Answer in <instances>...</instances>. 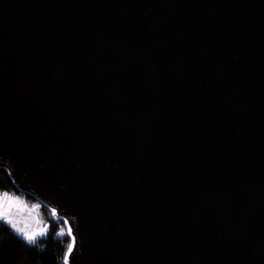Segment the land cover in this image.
I'll return each instance as SVG.
<instances>
[{
	"label": "water",
	"instance_id": "1",
	"mask_svg": "<svg viewBox=\"0 0 264 264\" xmlns=\"http://www.w3.org/2000/svg\"><path fill=\"white\" fill-rule=\"evenodd\" d=\"M0 167L69 264H264V0H0Z\"/></svg>",
	"mask_w": 264,
	"mask_h": 264
},
{
	"label": "trees",
	"instance_id": "2",
	"mask_svg": "<svg viewBox=\"0 0 264 264\" xmlns=\"http://www.w3.org/2000/svg\"><path fill=\"white\" fill-rule=\"evenodd\" d=\"M0 191L23 195L39 205L40 216L47 224V233L29 243L5 221L0 220V264H64L63 257L71 237L63 219H54L52 210L29 194L20 192L7 171L0 167ZM59 225L64 235H57Z\"/></svg>",
	"mask_w": 264,
	"mask_h": 264
},
{
	"label": "rangeland",
	"instance_id": "3",
	"mask_svg": "<svg viewBox=\"0 0 264 264\" xmlns=\"http://www.w3.org/2000/svg\"><path fill=\"white\" fill-rule=\"evenodd\" d=\"M0 193H8L10 196L18 198L17 202L13 203L11 206L5 205L7 215L11 221V223H7L9 226L12 227V223H15L17 228H24L28 232H38L41 228H44L45 233H47V224L40 216L39 207H33V205H37L36 202H33L23 195H16L4 191H0ZM62 229L64 231L65 227H62ZM14 230L16 231V229ZM16 232L19 233L18 231ZM19 234L23 236L21 233ZM40 236L43 235H37L36 238Z\"/></svg>",
	"mask_w": 264,
	"mask_h": 264
},
{
	"label": "snow or ice",
	"instance_id": "4",
	"mask_svg": "<svg viewBox=\"0 0 264 264\" xmlns=\"http://www.w3.org/2000/svg\"><path fill=\"white\" fill-rule=\"evenodd\" d=\"M17 200H18V198L12 197L8 193H0V220L5 221L6 223H11V221L7 215V210H6L5 205L7 204L8 206H11L13 203H16ZM17 206H19V205H17ZM33 207H39V205H33ZM52 215L53 216L57 215V211L54 208L52 209ZM63 223L65 225H68L69 221L64 220ZM12 227L14 229H16V231L21 233L23 235V238L25 240H27L29 243H34L37 235H45L46 234L44 228H41L38 232L37 231L28 232L24 228H17L15 223H12ZM64 234L65 233H64L63 229L61 230L60 233H58V235H64ZM67 235L72 236V241L69 243L67 250L64 254V257H63L64 264H69V256L73 252L74 246H75V237L73 236L72 229L70 227L67 230Z\"/></svg>",
	"mask_w": 264,
	"mask_h": 264
},
{
	"label": "built area",
	"instance_id": "5",
	"mask_svg": "<svg viewBox=\"0 0 264 264\" xmlns=\"http://www.w3.org/2000/svg\"><path fill=\"white\" fill-rule=\"evenodd\" d=\"M61 230H62V226H61V225H59V228H58V231H57V235H58V233H60V232H61Z\"/></svg>",
	"mask_w": 264,
	"mask_h": 264
}]
</instances>
